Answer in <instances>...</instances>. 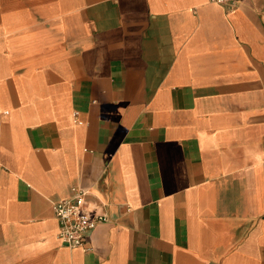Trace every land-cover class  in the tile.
I'll return each instance as SVG.
<instances>
[{
  "label": "crops",
  "instance_id": "obj_1",
  "mask_svg": "<svg viewBox=\"0 0 264 264\" xmlns=\"http://www.w3.org/2000/svg\"><path fill=\"white\" fill-rule=\"evenodd\" d=\"M0 264H264V0H0Z\"/></svg>",
  "mask_w": 264,
  "mask_h": 264
},
{
  "label": "built area",
  "instance_id": "obj_2",
  "mask_svg": "<svg viewBox=\"0 0 264 264\" xmlns=\"http://www.w3.org/2000/svg\"><path fill=\"white\" fill-rule=\"evenodd\" d=\"M210 2L228 11H233L238 6V0H210ZM90 196L89 190L75 186L72 188L71 198L56 202L53 206L59 224L58 239L63 245L84 252L92 251L91 233L99 224L108 222L103 205L92 202Z\"/></svg>",
  "mask_w": 264,
  "mask_h": 264
}]
</instances>
